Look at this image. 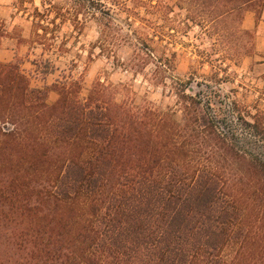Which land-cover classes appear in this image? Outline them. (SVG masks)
<instances>
[{
    "label": "trees",
    "instance_id": "obj_1",
    "mask_svg": "<svg viewBox=\"0 0 264 264\" xmlns=\"http://www.w3.org/2000/svg\"><path fill=\"white\" fill-rule=\"evenodd\" d=\"M72 1L128 42L124 68L155 89L195 29L226 59L254 51L242 24L259 0ZM190 85L176 82L163 110L101 81L84 94L73 75L33 88L22 61L0 63V264H264V113L251 122L207 78Z\"/></svg>",
    "mask_w": 264,
    "mask_h": 264
},
{
    "label": "rangeland",
    "instance_id": "obj_2",
    "mask_svg": "<svg viewBox=\"0 0 264 264\" xmlns=\"http://www.w3.org/2000/svg\"><path fill=\"white\" fill-rule=\"evenodd\" d=\"M47 17L56 23L47 21ZM35 18L43 19L42 24L48 28L46 32L38 31L40 38L32 24ZM106 30L93 9L80 7L72 0H0V63L22 61V69L33 88L51 86L63 75H73L84 81V94L94 82L101 81L114 86L119 101L140 104L146 99L163 110L175 107L176 82H189L194 92H199L198 83L207 78L212 91L223 102L237 104V114L254 122L264 113V67L248 64L250 56L226 59L217 37L205 38L198 29H195L197 35L182 37L190 47L177 45L180 56L176 71L169 75L166 89H155L142 76L135 77L126 71L124 67L133 49L116 33L108 34ZM201 43L205 48L213 47L211 53L218 60L214 69L199 63ZM35 60L43 63L41 68L32 63ZM47 60L57 66L54 75L43 74L46 66L49 67ZM219 67L228 72L220 71ZM154 69L151 63L146 70L149 78ZM216 76L223 78V82L218 84ZM56 99L57 94L50 90L48 102L52 104ZM234 117L230 120L239 128Z\"/></svg>",
    "mask_w": 264,
    "mask_h": 264
},
{
    "label": "crops",
    "instance_id": "obj_3",
    "mask_svg": "<svg viewBox=\"0 0 264 264\" xmlns=\"http://www.w3.org/2000/svg\"><path fill=\"white\" fill-rule=\"evenodd\" d=\"M259 1L256 9L246 13L242 27L254 35V51L248 57V64L254 63L256 67H264V0Z\"/></svg>",
    "mask_w": 264,
    "mask_h": 264
},
{
    "label": "water",
    "instance_id": "obj_4",
    "mask_svg": "<svg viewBox=\"0 0 264 264\" xmlns=\"http://www.w3.org/2000/svg\"><path fill=\"white\" fill-rule=\"evenodd\" d=\"M189 92L193 93V92H194V89L191 87V88L189 89Z\"/></svg>",
    "mask_w": 264,
    "mask_h": 264
}]
</instances>
